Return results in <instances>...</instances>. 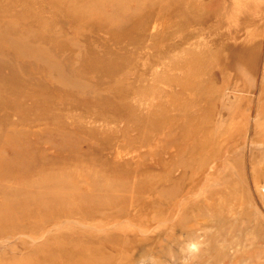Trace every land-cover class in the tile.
<instances>
[{
    "label": "rangeland",
    "instance_id": "374dc122",
    "mask_svg": "<svg viewBox=\"0 0 264 264\" xmlns=\"http://www.w3.org/2000/svg\"><path fill=\"white\" fill-rule=\"evenodd\" d=\"M0 264H264V0H0Z\"/></svg>",
    "mask_w": 264,
    "mask_h": 264
},
{
    "label": "clouds",
    "instance_id": "9594fccd",
    "mask_svg": "<svg viewBox=\"0 0 264 264\" xmlns=\"http://www.w3.org/2000/svg\"><path fill=\"white\" fill-rule=\"evenodd\" d=\"M196 247H197L196 243H190V244H188L189 250H195Z\"/></svg>",
    "mask_w": 264,
    "mask_h": 264
}]
</instances>
